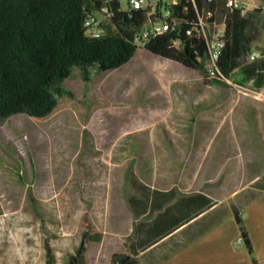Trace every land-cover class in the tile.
Segmentation results:
<instances>
[{
  "label": "rangeland",
  "instance_id": "374dc122",
  "mask_svg": "<svg viewBox=\"0 0 264 264\" xmlns=\"http://www.w3.org/2000/svg\"><path fill=\"white\" fill-rule=\"evenodd\" d=\"M237 1L258 10L253 62L264 73V0ZM119 3L128 9V0ZM232 79L239 87L138 45L127 65L92 71L88 81L72 69L63 84L70 95L47 118L0 122V264H114L134 227L129 176L205 192L218 209L237 208L254 232L264 221V193L255 189L264 176V87ZM238 238L230 214L183 249L162 260L155 250L141 264H253Z\"/></svg>",
  "mask_w": 264,
  "mask_h": 264
},
{
  "label": "trees",
  "instance_id": "16d2710c",
  "mask_svg": "<svg viewBox=\"0 0 264 264\" xmlns=\"http://www.w3.org/2000/svg\"><path fill=\"white\" fill-rule=\"evenodd\" d=\"M227 1L176 0L172 3L159 0L151 15L150 7L134 10L128 6L127 10H122L119 0H0V122L18 114L47 118L57 108L59 98L63 94L70 95L63 84L72 69H78L81 77L88 81L92 71L103 74L127 65L138 49L136 35L157 18L175 20L171 21L176 24L175 30L140 46L151 55L206 75V47L197 14L207 11L213 14L209 24L220 20L226 25L225 45L219 60L222 72L227 77L239 78L241 83L251 82L255 90H261L263 69L256 62H248L253 51L254 18L258 10L229 11L225 8ZM101 8L108 12V25L103 35L94 39L86 35L84 21ZM161 9L166 17L162 16ZM175 39L180 40L177 47L173 45ZM128 184L133 190L127 202L134 221L138 222L134 227L136 239L128 245L132 255L156 244L215 204L202 193L186 194L177 188L152 189L138 183L133 176H129ZM255 189L264 192V176L255 183ZM28 193L30 195V190ZM257 197L252 194L248 200ZM232 213L240 239L251 254V243L239 210L233 208ZM211 215L212 218L208 215V219L203 217L197 222L193 239L225 218V213L218 211ZM99 238L100 235L90 237L91 240ZM80 251L77 249V255ZM136 262L122 255L115 256L114 264ZM253 264L256 263L253 261Z\"/></svg>",
  "mask_w": 264,
  "mask_h": 264
},
{
  "label": "built area",
  "instance_id": "2783aa9c",
  "mask_svg": "<svg viewBox=\"0 0 264 264\" xmlns=\"http://www.w3.org/2000/svg\"><path fill=\"white\" fill-rule=\"evenodd\" d=\"M159 0H128V6L134 10L144 9L145 7L151 8V15L154 13V9ZM234 2H238L237 0H228L226 2L225 8L229 11L234 9ZM172 3H176L172 1ZM241 8L247 10V7L241 4ZM108 16V12L105 8H101V10L95 14H90L84 21V29L85 33L88 37L97 39L103 35V17L106 18ZM166 17V13L162 15ZM198 16V25L201 29L202 38L206 47V77L209 80H218L220 78H230L231 86L239 87L236 83L233 82L231 77H227L221 70L219 66V60L221 56V51L224 48L225 40V22L221 21L219 24L215 21L212 23H208V20L213 18V14L210 11L202 12L201 14H197ZM171 21H163L159 18L156 19V22L152 23L149 26L144 27L135 37V42L138 45H143L148 42L151 38L163 35L168 33V26ZM207 28H210L211 31L208 32ZM173 41L180 42L179 39H175ZM259 57V52L252 51L249 54V60L251 62L255 61ZM238 244L242 243L241 239H238Z\"/></svg>",
  "mask_w": 264,
  "mask_h": 264
},
{
  "label": "crops",
  "instance_id": "0c3cea01",
  "mask_svg": "<svg viewBox=\"0 0 264 264\" xmlns=\"http://www.w3.org/2000/svg\"><path fill=\"white\" fill-rule=\"evenodd\" d=\"M171 1H175V0H171ZM252 3L255 4L254 2H252ZM250 8H253L252 5L247 7V10H249ZM262 8L264 9L263 6H262ZM143 51L146 52L144 49H143ZM171 63H173V62H171ZM174 64H176V63H174ZM150 188L154 189L153 187H150ZM172 188H177L178 190H180V191H182V192H184L186 194L202 193L205 196H207L208 198H210L211 200H213L211 198V196L208 195L205 192L187 191V190L181 189L179 187H171V188H165V189H160V190H169V189H172ZM155 189H157V188H155ZM257 200H258V198L254 199V200H250V204H252L253 202H257ZM214 203L215 204L210 209L206 210L205 212H203V213L199 214L198 216H196L195 218L191 219L187 224H184V225L180 226L179 228L174 230L172 233H170L169 235H167L164 238H162L161 240H159V242H157L156 244L150 246L146 250L139 252L137 255L130 254L129 249H128V245H130L131 242L135 241V239H136V237L134 235V227H135V225H137L138 222L134 221V219H133L134 227H133V231L131 232V235H130V238H129V240L131 242L127 243L126 256L132 257L133 259H135V261H137L135 264H141L142 263L141 262L142 259H144L149 254H152L153 251L158 250V252H157L158 253L157 254V260H159V259L162 260L169 253H173L172 252L173 249H177L175 251H179L180 249H183L185 246H187L189 243L195 242L196 240H198L199 238H201L202 236L207 234L209 231L214 230L219 225H221L223 223L224 219L228 215L232 214V216H233L232 210L229 211V212L228 211H222V210L218 209V203L215 202V201H214ZM214 211H218L221 214L225 213V218H223V220L217 226L212 227L211 229L207 230L203 235L193 239L192 238V234L194 233V231L198 227L197 222L200 219H202L203 217H204V219H208V215H210V218H212L213 215H211V214ZM192 213H194V212H190L191 215H192ZM239 215L241 216L240 212H239ZM242 223H243V226H244L245 230L247 231V234H248V237H249V240H250V243H251V249H252L251 254H253L252 262L254 261L256 264H264V221L257 222V224L254 225V232H252L250 230V228L248 226H246V224L243 222V220H242ZM252 233H257V235H258V239H257L258 243H257V245H258L259 248H257V250H256V242H255V240L253 238V234ZM239 236H240V234H239ZM238 239L236 240V244H238L237 243ZM241 244H243V243H241ZM241 244H238V245H241ZM251 254H249V255H251Z\"/></svg>",
  "mask_w": 264,
  "mask_h": 264
},
{
  "label": "bare ground",
  "instance_id": "6f19581e",
  "mask_svg": "<svg viewBox=\"0 0 264 264\" xmlns=\"http://www.w3.org/2000/svg\"><path fill=\"white\" fill-rule=\"evenodd\" d=\"M237 8H241L240 2H234V9H237ZM175 28H176V24L174 22L170 23L168 26V33L173 32L175 30ZM173 45L177 47L180 45V42L173 41ZM219 81L226 84V85H230V81L227 78H220Z\"/></svg>",
  "mask_w": 264,
  "mask_h": 264
}]
</instances>
